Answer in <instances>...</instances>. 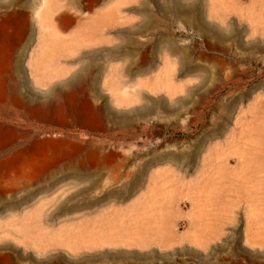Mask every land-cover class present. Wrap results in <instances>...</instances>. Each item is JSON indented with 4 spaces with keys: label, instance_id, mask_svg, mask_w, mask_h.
<instances>
[{
    "label": "rangeland",
    "instance_id": "374dc122",
    "mask_svg": "<svg viewBox=\"0 0 264 264\" xmlns=\"http://www.w3.org/2000/svg\"><path fill=\"white\" fill-rule=\"evenodd\" d=\"M2 225L0 264H264V0H0Z\"/></svg>",
    "mask_w": 264,
    "mask_h": 264
},
{
    "label": "crops",
    "instance_id": "0c3cea01",
    "mask_svg": "<svg viewBox=\"0 0 264 264\" xmlns=\"http://www.w3.org/2000/svg\"><path fill=\"white\" fill-rule=\"evenodd\" d=\"M69 19V18H68ZM76 21L75 18H73V21ZM80 21V20H79ZM82 24L79 22V24L77 26H81ZM59 27V26H58ZM57 38L60 39V35H57ZM105 47H112V51L110 50V54L113 52V53H121L122 52V46L120 45H107V44H104V43H101V44H98L95 40L93 39H88L86 41H82L78 44H75L72 46V49H73V53L75 55H81V56H92L93 54L97 53L100 51V49L102 48H105ZM57 49H63V46L60 44L57 45ZM138 49V48H136ZM123 50H124V55L125 57L127 56V47L124 46L123 47Z\"/></svg>",
    "mask_w": 264,
    "mask_h": 264
},
{
    "label": "bare ground",
    "instance_id": "6f19581e",
    "mask_svg": "<svg viewBox=\"0 0 264 264\" xmlns=\"http://www.w3.org/2000/svg\"><path fill=\"white\" fill-rule=\"evenodd\" d=\"M49 9H50V4H49ZM92 182H93V181H92ZM93 183H94V182H93ZM100 223H101V222H100ZM7 224H8V223H7ZM93 224H94V222H93ZM9 225H10V223H9ZM9 225H8V226H9ZM11 225H12V224H11ZM4 226H6V227L3 228V225H2L0 228L7 229L8 226H7V225H4ZM87 226H88V225H87ZM9 227H11V226H9ZM87 228H89V227H87ZM100 228H103V227L100 226ZM100 228H99V231H101ZM3 229H0V231H4ZM92 229H93V228H92ZM105 229H106V228H105ZM5 232H6V231H5Z\"/></svg>",
    "mask_w": 264,
    "mask_h": 264
}]
</instances>
